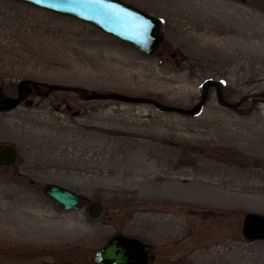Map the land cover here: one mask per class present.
I'll use <instances>...</instances> for the list:
<instances>
[{
  "label": "rangeland",
  "instance_id": "rangeland-1",
  "mask_svg": "<svg viewBox=\"0 0 264 264\" xmlns=\"http://www.w3.org/2000/svg\"><path fill=\"white\" fill-rule=\"evenodd\" d=\"M122 1L164 21L155 54L0 0V92L15 98L23 80L51 90L42 97L29 91V107L0 114V148L17 150L15 164L0 167V232L7 233L0 234V264H95L94 254L116 234L148 245L152 264H264V240L241 236L244 215L264 217V0ZM207 80L240 110L257 104L239 115L209 88L201 113L189 117L55 91L190 110ZM189 182L239 201L201 205L174 195L173 187ZM45 184L81 196L79 209L63 211L43 196ZM91 202L103 206L97 219L87 214ZM173 218L176 235L165 230Z\"/></svg>",
  "mask_w": 264,
  "mask_h": 264
},
{
  "label": "water",
  "instance_id": "water-1",
  "mask_svg": "<svg viewBox=\"0 0 264 264\" xmlns=\"http://www.w3.org/2000/svg\"><path fill=\"white\" fill-rule=\"evenodd\" d=\"M9 1L26 4L56 15L81 21L123 43L131 44L137 50L147 55L155 53L163 42V33L161 31L163 26L162 20L133 8L120 0H104L106 5H111L110 8L85 6L83 4L78 6L73 3V0H45L44 3H37L36 0ZM51 3L58 4V7H50L49 4ZM210 86L215 88L217 100L221 106L231 109L238 114L251 110L240 111L237 106L227 104L222 99L220 88L212 81H207L204 84L201 102L191 110L164 106L147 99L101 94L90 95L83 90L75 88H57L56 91L73 93L88 101L111 100L129 105L152 106L164 114L178 113L186 116H194L200 113L207 95V89ZM29 87L37 91L36 83L32 81L19 82L17 85L18 97L15 100L5 98L0 93V113L17 108L22 101L23 95L29 90ZM256 103L257 100L254 101V105ZM15 159L16 149L14 147L4 146L0 148V166H12L15 163ZM42 192L45 196L61 205L66 211L76 210L81 202V197L56 185L46 184ZM101 212V204L90 203L87 207V213L93 219L98 218ZM242 236L246 240L264 238V218L252 214L246 215L242 223ZM94 262L98 264H147L148 257L144 251L143 244L138 240L113 237L103 249L95 254Z\"/></svg>",
  "mask_w": 264,
  "mask_h": 264
},
{
  "label": "bare ground",
  "instance_id": "bare-ground-1",
  "mask_svg": "<svg viewBox=\"0 0 264 264\" xmlns=\"http://www.w3.org/2000/svg\"><path fill=\"white\" fill-rule=\"evenodd\" d=\"M227 34H229L231 37H233L235 40L239 41V38L243 39V35L239 34L237 31L234 30H227L226 32ZM238 44V42H236V45ZM258 143L257 142H253L252 146H249L248 144L243 145L245 148H255L257 147ZM216 178H221L225 181V175L224 174H220V175H215ZM232 178L231 177H227L226 179V184H229L232 182ZM205 184H201V185H197V186H191L190 182L189 184L186 185H181L180 187H173V193L174 195H179L182 196L183 198H185L187 200V202L189 203H193V204H207V205H213V206H219L220 204H224V203H232V201L234 200V203L238 202L239 200L236 199L235 197H228L224 194V192H222L221 190H216V189H206V187L204 186ZM157 190L161 191V188H158ZM2 193V192H1ZM177 225H178V221L177 219L173 218L170 219L166 225H165V230L168 232V234L171 235H176L178 233L177 231ZM0 234H7V233H2L0 232ZM29 236L32 237V241H36L39 234L37 231H33L29 233ZM6 237H9V235H6Z\"/></svg>",
  "mask_w": 264,
  "mask_h": 264
},
{
  "label": "snow or ice",
  "instance_id": "snow-or-ice-1",
  "mask_svg": "<svg viewBox=\"0 0 264 264\" xmlns=\"http://www.w3.org/2000/svg\"><path fill=\"white\" fill-rule=\"evenodd\" d=\"M37 3H44L45 0H36ZM73 3L77 4L78 6L83 4L85 6H95L99 8H110L111 5H106L104 0H73ZM50 7H58V4L51 3L49 4ZM146 30V26H145Z\"/></svg>",
  "mask_w": 264,
  "mask_h": 264
},
{
  "label": "flooded vegetation",
  "instance_id": "flooded-vegetation-1",
  "mask_svg": "<svg viewBox=\"0 0 264 264\" xmlns=\"http://www.w3.org/2000/svg\"><path fill=\"white\" fill-rule=\"evenodd\" d=\"M145 251L148 253V258L150 259L152 256L156 258V255L154 251H151L150 247L148 245H145ZM150 261V260H149ZM150 262H148L149 264Z\"/></svg>",
  "mask_w": 264,
  "mask_h": 264
}]
</instances>
